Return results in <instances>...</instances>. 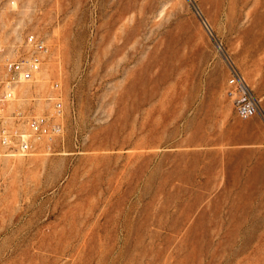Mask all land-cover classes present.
<instances>
[{"label": "rangeland", "instance_id": "rangeland-1", "mask_svg": "<svg viewBox=\"0 0 264 264\" xmlns=\"http://www.w3.org/2000/svg\"><path fill=\"white\" fill-rule=\"evenodd\" d=\"M49 52L37 80L7 61ZM264 0H0V264H264ZM54 82L59 87H54ZM58 100L62 112H57Z\"/></svg>", "mask_w": 264, "mask_h": 264}, {"label": "built area", "instance_id": "built-area-1", "mask_svg": "<svg viewBox=\"0 0 264 264\" xmlns=\"http://www.w3.org/2000/svg\"><path fill=\"white\" fill-rule=\"evenodd\" d=\"M28 45L32 49L29 59L22 58L20 61L9 60L6 62L11 75L5 83L4 96L8 101L14 98L13 85L37 80L42 68V60L49 52L48 46L35 36H29ZM230 74L225 91L238 115L243 119H248L259 114L263 109L264 96L258 95L251 89L247 78L237 68L232 69ZM53 86L59 87V83L54 82ZM56 106L57 112H62L61 100H58ZM4 121V114L0 110V146L10 149L11 155L23 156L32 153L34 150L33 138L45 137L50 142L62 133L61 125L58 122L52 124L43 115L28 118L29 131L11 129L3 124Z\"/></svg>", "mask_w": 264, "mask_h": 264}]
</instances>
